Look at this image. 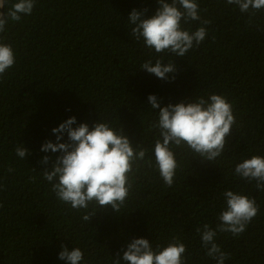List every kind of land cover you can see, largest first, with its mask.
Listing matches in <instances>:
<instances>
[{
  "label": "trees",
  "instance_id": "16d2710c",
  "mask_svg": "<svg viewBox=\"0 0 264 264\" xmlns=\"http://www.w3.org/2000/svg\"><path fill=\"white\" fill-rule=\"evenodd\" d=\"M197 3L201 20L211 23L204 25L205 40L183 57L157 54L132 38L130 12L147 9L150 17L157 0H35L30 15L8 21L0 42L11 44L15 63L0 76V264H66L58 258L61 245L79 247L81 264H114L133 238L155 248L173 237L186 246L185 264H216L196 229L216 228L226 189L255 198L259 210L242 234L217 233L229 254L224 264H264V191L234 171L245 158L264 157V9L249 14L227 0ZM182 26L195 31L201 21ZM160 55L175 62L174 80L140 69ZM211 93L226 97L235 117L224 151L212 162L173 146L178 167L169 187L153 151L159 109L147 97L156 95L163 107ZM73 116V127L110 122L133 147L148 149L152 166L134 165L119 213L90 204L93 218L84 221L85 210L57 199L43 178L51 161L44 165L42 158L59 153L41 146L55 142L52 129ZM21 144L29 149L25 159L15 153Z\"/></svg>",
  "mask_w": 264,
  "mask_h": 264
},
{
  "label": "clouds",
  "instance_id": "9594fccd",
  "mask_svg": "<svg viewBox=\"0 0 264 264\" xmlns=\"http://www.w3.org/2000/svg\"><path fill=\"white\" fill-rule=\"evenodd\" d=\"M8 2L0 0V33L5 31L9 20L19 22L23 16L30 15L35 6V0H15L10 7H7ZM157 3L158 7L150 17L146 16L147 9L130 12L127 20L134 42L142 40L157 54L168 52L183 57L205 40L207 29L204 25L211 21L201 20L197 0H157ZM227 3L236 5L241 13L254 14L264 9V0H227ZM190 21H201V26L190 32L182 26ZM14 63L11 44L0 42V76ZM140 69L162 80L175 79L176 64L164 63L163 55L154 63L151 59L145 61ZM147 100L153 110L159 109L158 120L152 125L159 133L153 151L155 166L166 185L172 186L178 167L173 146L186 145L198 157L212 162L223 153L226 136L235 124L232 106L226 97L211 93L207 99L201 96L187 103H169L163 107L154 94H150ZM76 123V117L68 118L52 129L56 141L47 140L41 146L42 152L59 153L54 160L50 155L42 158L44 165L51 161V169H45L43 178L51 184L57 199L74 210H85L84 221L93 218V214L87 211L90 204L99 209L110 206L119 213L132 188L129 177L134 165L144 161L152 166L151 158L145 161L148 149L139 144L133 147L123 128L115 130L110 122L99 120L91 128L87 123L73 127ZM65 134L67 141L61 142ZM15 153L25 159L29 149L21 144L15 148ZM234 171L242 179L255 181L256 188L264 191V157L245 158L235 165ZM222 195L226 207L218 216L216 228L204 224L196 229L205 254L216 264H224L229 258L216 242L217 233L242 234L259 210L255 198L243 193L226 189ZM61 247L63 250L58 258L66 264H81L84 260L79 247L72 250L64 245ZM185 252V244L176 237L166 245L157 244L155 248L146 238H133L126 244L123 254H117L114 264H121V261L124 264H185Z\"/></svg>",
  "mask_w": 264,
  "mask_h": 264
}]
</instances>
